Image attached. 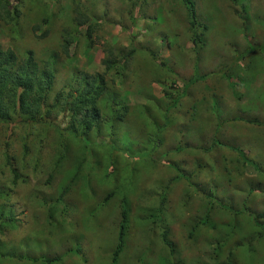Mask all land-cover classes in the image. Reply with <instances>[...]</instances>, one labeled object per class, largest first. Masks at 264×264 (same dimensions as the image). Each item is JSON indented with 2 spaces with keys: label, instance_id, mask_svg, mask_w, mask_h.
Here are the masks:
<instances>
[{
  "label": "rangeland",
  "instance_id": "obj_1",
  "mask_svg": "<svg viewBox=\"0 0 264 264\" xmlns=\"http://www.w3.org/2000/svg\"><path fill=\"white\" fill-rule=\"evenodd\" d=\"M192 1L210 27L197 36L180 0L15 1L0 49L55 84L45 121L0 122V264H264V47L227 65L244 35L263 44L264 0ZM80 22L99 23L90 45ZM76 75L102 77L129 109L114 121L102 98L81 145L67 134ZM173 85L186 95L168 110Z\"/></svg>",
  "mask_w": 264,
  "mask_h": 264
},
{
  "label": "trees",
  "instance_id": "obj_2",
  "mask_svg": "<svg viewBox=\"0 0 264 264\" xmlns=\"http://www.w3.org/2000/svg\"><path fill=\"white\" fill-rule=\"evenodd\" d=\"M16 0H0V28H2L3 23H13L15 22L17 24L18 17H19V7L16 6L15 3ZM18 1V0H17ZM183 7L186 9L189 24L192 29V36H197L198 32H201L204 30V33L207 31L208 28H210L207 24H201L198 23L197 17H196V7L194 6V3L192 0H180ZM231 2L235 5L242 6L244 0H241V4L237 2V0H231ZM240 4V5H239ZM48 13L43 12L42 15L47 17ZM44 17V18H45ZM50 19V18H49ZM48 17L44 19V23L51 25V22L49 21ZM95 25H88L85 22H80L81 25H83V36L88 41V45L91 44V34L93 28L96 26L98 27L99 23L95 22ZM42 25H36L33 26V30L36 33V35H39L42 38L43 37H49L50 30L51 29H44L42 31L41 29ZM197 31V32H196ZM41 32V33H40ZM196 32V34H195ZM74 35V33H72ZM216 36V35H215ZM68 37H71V34L68 33ZM246 40V46L242 49H238L235 46L233 50V57L232 59L227 63V65H230L232 68H235L239 62H243V60H246V56L255 54L258 52L262 47H264V42L260 46H255L248 42L246 39V35L243 36ZM248 38V37H247ZM67 39V38H66ZM196 40V39H195ZM71 43V41H68ZM203 43L204 41L199 39V44ZM197 44V40H196ZM198 44V45H199ZM67 46H65V50L67 51ZM133 52H131L132 54ZM130 54V56H131ZM31 55V54H30ZM153 60H155L156 56H152ZM157 59V58H156ZM18 56L13 51H3L0 49V122L7 124V123H13V122H28L36 120L38 121L40 118L41 120H46V115L49 112H46L45 115H41V117H38L39 110L41 109L42 113L45 108L44 104L46 103L47 96H49V92L53 89L55 84V74L52 73L51 68L46 65L44 71L41 73V69L38 66L37 62L33 61V56H29L27 59H25V62L23 64H19ZM123 60H126V56L123 58ZM248 60V59H247ZM251 61V60H249ZM105 64V71H110L111 68H113L114 61H107V59H103L102 61ZM245 62V61H244ZM158 64V62H157ZM52 66V65H51ZM53 68V66H52ZM213 72L210 73H204L202 76H210ZM75 80V87L73 86V90H75L76 93H78L77 96L70 97L71 101L68 102V112H70L69 118L70 122L68 124L69 131L67 132L68 135H71V139L73 142H78L84 144L85 139L83 140V136L87 135L93 127L96 125L99 119V111L97 109V106L99 102L104 100H109V111H110V117L115 120L122 119L123 116L127 115L129 113L128 106L123 103L121 100L122 94L119 91H114L111 93V95H108V91L106 92L107 86L105 85V81L103 78H97L95 77L94 80L88 81V79L83 76L80 78H77V75L74 77ZM221 82L226 85V82L224 79H221ZM184 86V85H183ZM182 86V88H183ZM174 89L176 93L179 90L176 86H174ZM179 97L180 99L176 98H170L168 100V103L165 104L166 108L169 110L172 106L176 109L175 101L179 105V101H182L183 95H186L183 91L180 92ZM189 96V95H188ZM107 97V98H104ZM178 97V98H179ZM104 98V100L102 99ZM195 98V97H193ZM102 99V100H101ZM198 101V100H197ZM194 103V101H193ZM101 104V103H100ZM206 104H203L205 106ZM145 107V106H144ZM160 107V104L158 105V108ZM219 122H222L221 119H219ZM78 124L79 129L81 131L74 132L72 128L73 125ZM170 124L169 121H167V125ZM214 123L211 125L213 126ZM83 140V141H82ZM66 145V144H65ZM64 146V145H63ZM88 147V146H85ZM84 147V148H85ZM68 152L67 145L65 146ZM83 148V150H84ZM84 152V151H83ZM82 152V155H83ZM83 158V157H82ZM61 159V158H60ZM79 157L77 156L75 158V161H78ZM79 159V160H84ZM60 163V162H59ZM78 162H76L77 166ZM81 164V163H80ZM73 177H76L78 175V169L71 168ZM16 174V179L21 176V174ZM73 181V180H72ZM71 185V183H70ZM70 185L67 186L63 192V195L67 193V190L70 189ZM160 210V208H158ZM123 217L126 216V210H122ZM1 217V213H0ZM8 217V216H6ZM260 217L258 214L256 216ZM10 218V217H9ZM5 218L2 217L0 220V232L3 230V223L2 220ZM125 222H122L120 224V234L118 238V242L116 244V247L113 251V254L116 255L113 257L112 262L116 260L119 251L123 247L124 243V228H125ZM199 232L198 229L194 230V233ZM163 242L165 245H167L170 249V252L172 254L173 252V246L171 242L169 241L167 234L165 232L163 236ZM114 264V263H113Z\"/></svg>",
  "mask_w": 264,
  "mask_h": 264
}]
</instances>
